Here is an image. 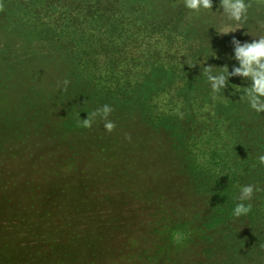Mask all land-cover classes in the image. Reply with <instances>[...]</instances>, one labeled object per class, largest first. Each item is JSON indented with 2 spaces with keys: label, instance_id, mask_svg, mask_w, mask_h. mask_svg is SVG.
<instances>
[{
  "label": "rangeland",
  "instance_id": "obj_1",
  "mask_svg": "<svg viewBox=\"0 0 264 264\" xmlns=\"http://www.w3.org/2000/svg\"><path fill=\"white\" fill-rule=\"evenodd\" d=\"M151 7L156 19L181 8L173 26L209 46L198 48L205 62L214 63V50L230 57L212 64L222 81L264 61V0H153ZM19 11L0 27V264H264L255 237L228 254L221 238L208 249L181 245L175 230L193 229L206 211V195L181 162L186 155L173 153L192 142L172 149L137 105L87 97L83 82L69 77L81 72L68 52L45 43ZM249 95L246 107H236L264 111L262 95ZM187 131L208 129L191 124ZM257 172L248 189L264 184ZM243 234L236 225L234 238Z\"/></svg>",
  "mask_w": 264,
  "mask_h": 264
},
{
  "label": "trees",
  "instance_id": "obj_2",
  "mask_svg": "<svg viewBox=\"0 0 264 264\" xmlns=\"http://www.w3.org/2000/svg\"><path fill=\"white\" fill-rule=\"evenodd\" d=\"M151 3L153 0H0V27L11 22L15 16L11 11L19 8L29 16V29L45 34L48 45L68 52L81 72L77 75L72 70L69 77L83 82L87 97L137 105L142 121L167 133L172 149L192 142L188 151L173 153L186 155L181 162L196 179V188L206 195V211L198 216L193 229L183 223L175 230L183 237L181 245L196 249L204 244L208 249L221 238L228 249L219 248L228 254L229 249L242 247L245 238L255 237L253 245L264 246V184L248 189L247 182L257 170L264 173V111L236 107H246L251 102L249 93L255 91L264 98V61L253 63L261 65L257 71L246 64L231 71L234 81H222L225 74L217 73L212 64L224 58L230 61V57L214 50V63L205 62L198 48L209 51V46L178 33L173 26L181 8L156 19ZM257 72L260 79L253 77ZM210 95L214 101L208 99ZM191 124L207 126L208 131H187ZM216 134L222 137L215 138ZM202 146L211 147L202 150ZM236 225L251 236L234 238Z\"/></svg>",
  "mask_w": 264,
  "mask_h": 264
}]
</instances>
